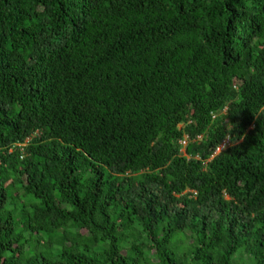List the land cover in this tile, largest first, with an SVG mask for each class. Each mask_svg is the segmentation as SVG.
I'll return each instance as SVG.
<instances>
[{"label": "trees", "instance_id": "1", "mask_svg": "<svg viewBox=\"0 0 264 264\" xmlns=\"http://www.w3.org/2000/svg\"><path fill=\"white\" fill-rule=\"evenodd\" d=\"M0 264H264V0H0Z\"/></svg>", "mask_w": 264, "mask_h": 264}, {"label": "built area", "instance_id": "2", "mask_svg": "<svg viewBox=\"0 0 264 264\" xmlns=\"http://www.w3.org/2000/svg\"><path fill=\"white\" fill-rule=\"evenodd\" d=\"M27 142H29V141H27ZM26 142V143H27ZM230 143H229V140H226L218 149H219V151H216V154H218V153H220V152H222V151H224L226 148H227V146L229 145ZM182 145L183 146H186L187 145V141L186 140H184V141H182ZM21 146H25V144L24 145H21Z\"/></svg>", "mask_w": 264, "mask_h": 264}, {"label": "clouds", "instance_id": "3", "mask_svg": "<svg viewBox=\"0 0 264 264\" xmlns=\"http://www.w3.org/2000/svg\"><path fill=\"white\" fill-rule=\"evenodd\" d=\"M217 151H219V149H217Z\"/></svg>", "mask_w": 264, "mask_h": 264}]
</instances>
